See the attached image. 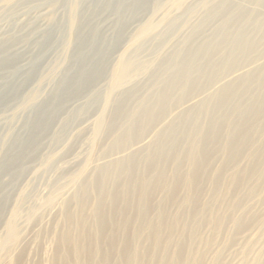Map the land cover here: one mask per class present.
Wrapping results in <instances>:
<instances>
[{
    "label": "rangeland",
    "instance_id": "1",
    "mask_svg": "<svg viewBox=\"0 0 264 264\" xmlns=\"http://www.w3.org/2000/svg\"><path fill=\"white\" fill-rule=\"evenodd\" d=\"M263 112L264 0H0V264H264Z\"/></svg>",
    "mask_w": 264,
    "mask_h": 264
},
{
    "label": "bare ground",
    "instance_id": "2",
    "mask_svg": "<svg viewBox=\"0 0 264 264\" xmlns=\"http://www.w3.org/2000/svg\"><path fill=\"white\" fill-rule=\"evenodd\" d=\"M168 1V0H167ZM242 46V45H241ZM237 47V46H236ZM233 52V51H232ZM235 54V53H234ZM232 56V55H230ZM229 56V57H230ZM197 57V56H196ZM189 64V63H188ZM226 65V64H225ZM186 72V71H185ZM223 72V71H222ZM221 73V72H220ZM175 74V73H174ZM180 74V73H179ZM187 75V74H186ZM200 75V74H199ZM175 76V75H174ZM200 77V76H199ZM227 82V81H226ZM229 88V86H228ZM173 89V88H172ZM157 92V91H156ZM225 92V90H224ZM227 92V91H226ZM230 93V92H229ZM237 94V93H236ZM148 96V95H147ZM226 96V95H225ZM224 96V97H225ZM234 96V95H233ZM166 97V96H165ZM182 99V98H181ZM144 101V100H143ZM185 101V100H184ZM149 103V102H148ZM167 103V102H166ZM165 105V104H164ZM145 109V108H144ZM164 110V108H162ZM169 109V108H168ZM148 110V109H147ZM188 110V109H187ZM259 113V112H258ZM264 113V112H263ZM257 116V115H256ZM263 117V116H262ZM173 119V118H172ZM172 122V121H171ZM168 128V127H167ZM131 132V131H130ZM192 133V132H191ZM242 132H240L239 134H241ZM195 135V134H194ZM240 138L245 137V135H239ZM236 137V136H235ZM239 138V139H240ZM167 141V140H165ZM124 143V141H123ZM122 143V144H123ZM202 143V142H201ZM126 144V143H125ZM166 145V144H165ZM170 145V144H169ZM126 146V145H125ZM123 147V146H122ZM225 149L233 156L236 157L238 151L236 149H230V148H226ZM169 152V151H168ZM170 155V154H169ZM173 155V154H172ZM176 156V155H175ZM153 158V157H152ZM176 158V157H175ZM188 162L191 165H195V164H200L201 162H199V160L197 161V158L193 155L191 157L187 158ZM153 162V161H152ZM195 180L193 177H190L187 179L186 183L189 186H192L194 184ZM145 185H147L146 183H143L142 187H144ZM157 185L158 188L160 189H164L165 188V184L163 182V179L160 178L159 181H157ZM140 211H147L149 209V205L147 204H140L139 206ZM96 211V210H95ZM81 212V208H79L77 210V213L80 214ZM94 213V211H93ZM161 214L158 215L156 221H152V220H143L144 222L141 225H137V227H135V231H134V238L136 240L139 239V237L142 236V234H145V236L148 238V240L150 241V245L152 246L153 249H157L158 246L161 244L164 245H169L172 242V239L170 236H166L165 238H163L161 232H160V228H161ZM67 223L68 224H72L73 223V218L72 217H67ZM232 224L235 228V230L240 231L244 228V222H241L237 219H233L232 220ZM76 225V224H75ZM84 225V219L81 218V221L79 222V225L77 226V232L80 231V227H82ZM220 225V220H214L212 222H210V226L211 229L213 231H216L217 228ZM94 226H95V232L91 233L90 235H83V234H79L77 238L72 239L71 228H68L62 235L61 240H60V245L62 246L63 250L65 251V261L63 264H82V256L83 254H87V252L91 248L92 245L98 241V239L101 238V229L104 226L103 222L95 219L94 221ZM76 229V228H75ZM184 230L180 229V232ZM76 237V236H75ZM115 245V241L111 240L110 242H108L107 246L109 248L114 247ZM129 248V244L125 243L122 245L121 249L118 251L119 255H118V261L120 264H144V262H142L141 260V256L142 253L137 250L136 248L132 251V253H130V255L127 256V250ZM95 258L100 255V250L95 249ZM91 252V253H94ZM130 252V251H129ZM193 253V254H192ZM194 255V256H193ZM102 258V257H101ZM106 259V258H105ZM172 260H174L176 263H188V264H201L202 261V256L200 253H198L196 251V249L192 248L191 254L187 255V256H181L179 254L174 255L172 258L169 257L168 255H162L158 260V264H173L174 262H172ZM99 261H103V264L105 263L106 260H101L99 259ZM253 264H257V262L253 263Z\"/></svg>",
    "mask_w": 264,
    "mask_h": 264
}]
</instances>
